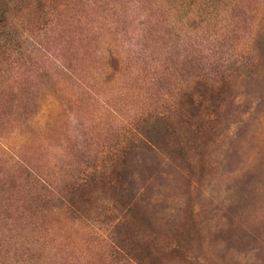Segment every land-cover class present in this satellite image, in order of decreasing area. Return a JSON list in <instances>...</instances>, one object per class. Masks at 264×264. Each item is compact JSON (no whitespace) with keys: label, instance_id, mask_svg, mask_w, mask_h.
Masks as SVG:
<instances>
[{"label":"rangeland","instance_id":"374dc122","mask_svg":"<svg viewBox=\"0 0 264 264\" xmlns=\"http://www.w3.org/2000/svg\"><path fill=\"white\" fill-rule=\"evenodd\" d=\"M129 1L100 0L92 10L69 5L57 26L39 35L36 26L33 35L27 32L21 19L13 29L22 60L9 73L0 103V210L25 217L37 182L59 191L97 169L109 174L114 150L121 152L117 171L123 175L133 160L134 124L162 111L177 152L186 156L135 154L130 169L134 218L161 245L183 237L180 255L162 264H264V0H131L142 17ZM7 33L2 37L11 39ZM196 37L208 42L202 47ZM221 37L213 52V40ZM194 49L205 61L235 49L218 78L225 101L218 113L207 111L200 136L183 128L185 106L177 93L193 86ZM108 53L123 60L118 70L105 65ZM6 82L0 79L1 87ZM129 184L123 180L122 189ZM50 204L39 234L23 232L43 258L122 264L110 255L112 216L105 223L91 212L71 221Z\"/></svg>","mask_w":264,"mask_h":264},{"label":"trees","instance_id":"16d2710c","mask_svg":"<svg viewBox=\"0 0 264 264\" xmlns=\"http://www.w3.org/2000/svg\"><path fill=\"white\" fill-rule=\"evenodd\" d=\"M128 3L133 6L131 10L134 15L138 14L140 17L144 15L138 8L139 3L137 1L130 0ZM72 4L80 9L92 10L101 2L100 0H0V79L3 78L5 82L11 81L9 73L14 71L17 61L22 60L19 56L21 55L19 49L21 46L15 42L14 34L16 30H13L18 27V24L20 25L21 20L26 22V31L30 34L34 33L31 26L37 27V30L34 31L38 32V35L41 32L46 33L49 29L52 30L57 26L62 10ZM6 31L8 36L10 33L9 37L11 39L7 40L2 37V34ZM232 31L235 32V30ZM195 40L202 47L208 42L199 37H196ZM213 42L215 45L213 52H215L216 49H220L217 47L223 42V37L215 39ZM234 50L225 49L223 53H214V55L209 56L211 58L208 61H205V58H199V52L194 49V53L191 55L193 59L190 61L191 69L194 71L191 80L193 86L190 87V92L193 87L195 90H193V93H188L187 90L183 93L181 87L177 92L179 101L185 106L180 112V118H186L188 121L182 123L183 119L181 120L184 129L188 126V129H192L191 133L200 136L202 131L199 127L204 126V123L211 117L210 114H207V111L214 110L218 113L221 109V104L224 103L227 93L224 85L218 83V78L220 77L221 81L224 78L220 71L221 69L224 70V66L235 56ZM241 55H243L245 61L252 60L250 54L241 52ZM244 55L247 57H244ZM105 62V65H109L112 70H118V65L123 60L117 55L108 53ZM207 69V74L204 73L202 77L203 72L200 71ZM8 83H4L2 87L0 85V103L3 102L5 85H8ZM172 108L173 111L177 110V104ZM169 120L165 112L157 111L154 112V115L142 116L134 124L136 129L133 130V142L131 141V149L128 150L131 158H133L132 162L136 161L137 163L139 159H136L137 155L135 157V154L148 159L151 157L156 158L158 153L161 154L162 151L168 152L171 159L178 152L179 158L186 156L182 155L183 151L180 152L179 150L177 152V145L174 142V129ZM191 122L194 123V126H191ZM139 124L142 127L140 130L138 129ZM120 153L116 150L111 153L112 158H115V160L113 161L111 158V161H109L112 162L108 169L109 174L97 169L94 174L86 175L83 179L82 177L73 178L71 184L67 183L59 191L51 190L45 182L43 184L41 182L35 183L37 188L40 186V189L35 192V196L32 193L28 196L30 199L28 207L31 208H25V217L23 213L8 214L4 209H1L0 264H52L49 260L43 258L36 242L28 239L23 234L26 230L30 231V236L35 232V235L39 234V221L50 213L47 210L51 205L50 203L53 206L58 205L59 209L57 206L55 208L58 211L62 210L65 213L64 215L68 216L71 221H76L78 218L83 219L84 215L91 212L100 213L99 216L102 214L104 218L106 217L105 223L112 216L108 227L110 230V255L112 258L121 261L122 264H162L164 261L174 259L175 254H179L178 243L182 242L183 237L172 246L161 245L143 224V221L140 220L141 218H134L136 194H134L131 187L130 181L133 180V175L130 169L135 167L132 162L130 164L126 163L123 175L120 174L117 171L119 166L117 164L120 160L118 154ZM147 160L145 159V162ZM142 169L148 171V168H144L143 165ZM35 180L37 179L34 177L33 181ZM123 180L128 181L130 184L122 189ZM98 186L104 190L97 191ZM32 201L38 203L34 208ZM22 203L26 204L27 201L22 200Z\"/></svg>","mask_w":264,"mask_h":264}]
</instances>
